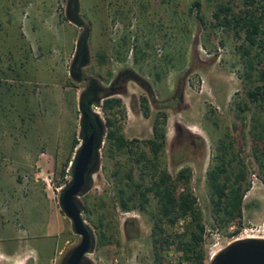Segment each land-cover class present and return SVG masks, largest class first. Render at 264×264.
<instances>
[{"label":"rangeland","instance_id":"374dc122","mask_svg":"<svg viewBox=\"0 0 264 264\" xmlns=\"http://www.w3.org/2000/svg\"><path fill=\"white\" fill-rule=\"evenodd\" d=\"M192 1L76 0L79 27L66 17V0H0V250H23L25 264H60L78 242L57 203L78 145L71 146L72 138L80 142L78 96L87 78L106 87L122 69L141 77L156 102L167 103L159 108L166 115L159 164L171 177L180 167L190 168L188 184L204 225V264L234 239L264 237V184L252 151L249 115L235 106L243 97L242 60L235 51L241 38L226 28L210 27L211 11L224 0H196L200 20L195 8L188 12ZM120 7L126 9L124 17L115 13ZM83 29L85 62L76 78L69 65ZM121 37L126 45L116 58L112 48L121 46ZM99 50L105 54L102 64L97 62ZM113 96L123 111L118 122L124 138L138 144L151 138L158 110L148 103L145 90L128 80L123 92ZM143 99L147 115L142 114ZM92 111L103 123L101 109ZM224 135L232 144V164L242 163L249 186L240 218L221 231L209 217L204 179ZM101 145L98 167L78 196L80 216L93 236L86 256L91 264H154L150 213L155 200L149 194L145 211L118 208L115 188L124 183L120 176L131 167L137 181L138 170L129 153L106 158ZM126 221L133 238H127ZM182 224L168 230L179 233ZM101 233L105 242L99 244ZM161 251V264H188L179 261L173 244Z\"/></svg>","mask_w":264,"mask_h":264},{"label":"trees","instance_id":"16d2710c","mask_svg":"<svg viewBox=\"0 0 264 264\" xmlns=\"http://www.w3.org/2000/svg\"><path fill=\"white\" fill-rule=\"evenodd\" d=\"M198 4V1H192L188 12H191L192 7L195 8V18L200 20V15L197 13ZM66 5V17L68 16L69 20L79 25L80 21L77 20L78 17L75 13L76 0H67ZM125 11L126 9L122 11L116 9L115 13L124 17ZM210 15V27L226 28L232 35L241 38V43L235 51L242 60L243 69L239 73V77L243 84V97L240 102L235 103V106L240 112L248 111V129L253 143L252 151L260 168L258 177L264 184V0H237V3L224 0L215 4ZM85 35L86 29L78 37L76 48L79 47V44H84ZM124 44L126 45L124 38L121 37V46L117 50L112 48V53L116 58L120 47ZM97 56V62L102 64L105 56L104 51L99 50ZM83 62L85 61L72 62L71 60L70 74H79L78 68L82 66L81 63ZM78 76L75 77L78 78ZM128 80H133L141 86L148 94V103L155 105L158 110L151 123L152 137L141 140L140 145L136 139L127 140L121 133L118 117H122L123 111L119 106V98L113 96L123 92L124 83ZM146 101L143 99L141 104L143 115L148 113ZM166 104L165 101L156 102L147 83L131 70H119L106 87L100 86L91 78H87L77 102L78 131L80 130L78 137L81 138L84 132L88 133L92 129L97 130L96 114L92 111V107H99L104 114L103 144L101 145L104 156L114 158L116 153L125 151L129 153L128 158L133 161L138 170L137 181L132 178L131 167L120 176L124 179V183L115 188L118 208L122 211L132 209L145 211L149 205V194L155 200V211L150 213L154 264H161L163 260L161 250L169 244H173L180 252V262L204 264L202 251L204 225L201 209L197 205L196 197L188 184L190 168L187 166L180 167L174 177H171L166 169L159 164V157L164 148V123L166 119L164 111L159 110V108ZM225 138L226 135L218 139L205 170L204 179L209 217L213 226L221 231L226 230L228 224L234 219L240 218L242 196L249 186L242 163L237 161L232 164L233 159L230 157L232 144ZM76 144H78L77 140L73 137L71 146ZM71 161L72 159L67 169L69 174ZM65 164L63 163V166ZM116 173L117 171L114 169L111 175L114 177ZM87 185L88 180L85 188ZM100 220L99 217V224ZM179 222L183 223L182 231L175 233L168 230ZM124 224L127 238L135 237L134 233L129 232L131 227L127 226V221ZM97 241L99 244L105 242L102 233Z\"/></svg>","mask_w":264,"mask_h":264},{"label":"water","instance_id":"95a60500","mask_svg":"<svg viewBox=\"0 0 264 264\" xmlns=\"http://www.w3.org/2000/svg\"><path fill=\"white\" fill-rule=\"evenodd\" d=\"M96 125L98 131L91 130L82 134L73 152L70 179L57 193L60 210L69 220L72 232L79 236L78 242L67 252L65 264H89L85 256L92 248L93 236L80 216L78 196L88 188L91 174L98 167V148L102 141L103 123L97 115ZM87 180L88 185L85 188ZM208 264H264V239H234L212 253Z\"/></svg>","mask_w":264,"mask_h":264},{"label":"crops","instance_id":"0c3cea01","mask_svg":"<svg viewBox=\"0 0 264 264\" xmlns=\"http://www.w3.org/2000/svg\"><path fill=\"white\" fill-rule=\"evenodd\" d=\"M17 184H19L17 182ZM25 254H23V250L14 249L10 252H5L0 250V264H25L27 261L25 259Z\"/></svg>","mask_w":264,"mask_h":264},{"label":"flooded vegetation","instance_id":"af4514ba","mask_svg":"<svg viewBox=\"0 0 264 264\" xmlns=\"http://www.w3.org/2000/svg\"><path fill=\"white\" fill-rule=\"evenodd\" d=\"M67 1V0H66ZM67 6V5H66ZM67 8V7H66ZM75 10H76V8H75ZM77 20H78V18H77ZM80 23V22H79ZM79 27H81V24H79L78 25ZM84 30V29H83ZM83 30H82V32H83ZM78 40V39H77ZM80 43V42H79ZM78 43V44H79ZM83 58L85 59V47H84V45H83V43L80 45L79 44V47H75V49H74V52H73V56H72V62H74V61H78V62H80L81 60H83ZM117 74V73H116ZM79 74H75V75H73V76H78ZM96 127H97V125H96ZM92 130H95V129H92ZM96 131H98V129L96 130ZM79 237V236H78ZM93 246V245H92ZM71 249V248H70ZM69 249V250H70ZM92 249V248H91ZM68 250V251H69ZM67 251V252H68ZM91 251V250H90ZM89 251V252H90ZM67 252L61 257V259H60V264H65V262H64V260H65V257H66V254H67ZM88 252V253H89ZM87 253V254H88ZM85 258L87 259V261L89 262V264H91L90 263V260L88 259V257L87 256H85Z\"/></svg>","mask_w":264,"mask_h":264},{"label":"bare ground","instance_id":"6f19581e","mask_svg":"<svg viewBox=\"0 0 264 264\" xmlns=\"http://www.w3.org/2000/svg\"><path fill=\"white\" fill-rule=\"evenodd\" d=\"M252 237H255V238H263L264 239V237H262V236H249V237H245V238H252Z\"/></svg>","mask_w":264,"mask_h":264},{"label":"built area","instance_id":"2783aa9c","mask_svg":"<svg viewBox=\"0 0 264 264\" xmlns=\"http://www.w3.org/2000/svg\"><path fill=\"white\" fill-rule=\"evenodd\" d=\"M249 236H253V235H249ZM249 236H246V237H249ZM263 237V236H262Z\"/></svg>","mask_w":264,"mask_h":264}]
</instances>
